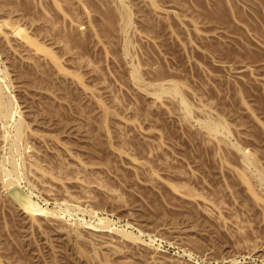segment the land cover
Wrapping results in <instances>:
<instances>
[{
	"label": "rangeland",
	"instance_id": "rangeland-1",
	"mask_svg": "<svg viewBox=\"0 0 264 264\" xmlns=\"http://www.w3.org/2000/svg\"><path fill=\"white\" fill-rule=\"evenodd\" d=\"M0 264H264V0H0Z\"/></svg>",
	"mask_w": 264,
	"mask_h": 264
}]
</instances>
